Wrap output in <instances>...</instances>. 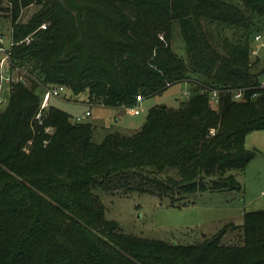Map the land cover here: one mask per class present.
Returning a JSON list of instances; mask_svg holds the SVG:
<instances>
[{"label":"trees","instance_id":"16d2710c","mask_svg":"<svg viewBox=\"0 0 264 264\" xmlns=\"http://www.w3.org/2000/svg\"><path fill=\"white\" fill-rule=\"evenodd\" d=\"M32 5L40 9L21 23ZM0 13L11 15L13 63L74 101L86 93L87 103L126 109L190 85L178 108L155 106L140 130L100 144L90 123L57 107L40 123L35 79L11 85L0 108V264H264V209L233 227L240 244L222 243L225 226L181 245L122 233L99 196L147 193L184 206L241 190L231 171L256 155L246 137L264 131V70L251 62L264 0H0ZM175 29L184 58L171 47ZM201 85L225 90L217 107ZM238 89L242 101L227 91Z\"/></svg>","mask_w":264,"mask_h":264},{"label":"rangeland","instance_id":"374dc122","mask_svg":"<svg viewBox=\"0 0 264 264\" xmlns=\"http://www.w3.org/2000/svg\"><path fill=\"white\" fill-rule=\"evenodd\" d=\"M40 9L38 5L25 8L20 16L21 23L28 22ZM11 15L0 13V47L7 51L11 38ZM259 41L253 40L251 62L256 72L264 70V27L259 33ZM163 38V36H162ZM2 39V42H1ZM263 44V47H260ZM171 47L179 57H185V45L178 29L174 30ZM4 57L0 53V58ZM264 80V74L260 77ZM189 83L183 82L169 87L164 92L140 103V115H132L127 109H115L100 104L88 106V95L82 94L75 101L52 99L50 105L68 113L73 122L90 112L82 122L93 127V142L100 144L111 133L131 135L146 122L151 108L168 106L178 108L186 99L185 92ZM10 87L4 85V104L9 97ZM70 96V94L68 93ZM72 100H74L72 98ZM4 104L1 108L4 107ZM49 132H53L49 129ZM245 146L254 150L256 155L243 170H233L239 191L207 192L197 194L191 203L184 206L172 204L169 199L159 198L147 193H132L121 196L115 193L99 192L105 207V217L115 221L122 233L142 239L161 240L169 244H199L206 237L214 236L219 230L228 227V233L222 243L240 244L242 232L234 229L243 224V215L247 211L264 209V131H253L247 137Z\"/></svg>","mask_w":264,"mask_h":264},{"label":"built area","instance_id":"2783aa9c","mask_svg":"<svg viewBox=\"0 0 264 264\" xmlns=\"http://www.w3.org/2000/svg\"><path fill=\"white\" fill-rule=\"evenodd\" d=\"M46 24L41 26V29H46ZM260 36L257 35L254 40L257 42L259 41ZM29 42V40H27ZM2 42V39H1ZM13 45L12 42H10V47ZM9 47V48H10ZM9 50V49H8ZM5 51L3 47H0V53L4 54V57L0 58V108L5 102V98L3 95V89L4 85L11 86L13 84L17 83H24L26 84L28 82L29 78L35 79L41 86L43 92H42V103L40 110L36 116V119L42 122V117L45 112V110L48 109L50 105V101L52 99H62V100H72V98L68 95V90L64 85H54V86H48L44 85L43 83L39 82L33 75H31L25 68H21L17 65H15L10 57L9 51ZM253 53V50L251 51ZM260 88L264 89V80L261 82ZM246 89H238V90H227L230 92L235 93V99L238 101H242L244 98V91ZM225 90H219V89H213L206 85H201V93L205 94L208 93L210 97V103L212 107H217L219 104V96L222 92ZM186 97L190 95V91L185 92ZM139 103L142 102V99H139ZM94 103H88V106L91 107ZM130 114L132 115H140V105H136L133 107L126 108ZM90 112H86L85 115L78 117L77 122L82 123V121L90 116Z\"/></svg>","mask_w":264,"mask_h":264},{"label":"crops","instance_id":"0c3cea01","mask_svg":"<svg viewBox=\"0 0 264 264\" xmlns=\"http://www.w3.org/2000/svg\"><path fill=\"white\" fill-rule=\"evenodd\" d=\"M260 47H263V44H260ZM140 130V129H139ZM138 131V130H137Z\"/></svg>","mask_w":264,"mask_h":264}]
</instances>
